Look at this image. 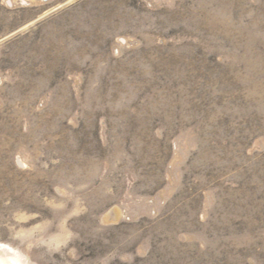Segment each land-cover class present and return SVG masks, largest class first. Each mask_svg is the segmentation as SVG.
I'll list each match as a JSON object with an SVG mask.
<instances>
[{"label":"rangeland","instance_id":"374dc122","mask_svg":"<svg viewBox=\"0 0 264 264\" xmlns=\"http://www.w3.org/2000/svg\"><path fill=\"white\" fill-rule=\"evenodd\" d=\"M0 264H264V0H0Z\"/></svg>","mask_w":264,"mask_h":264},{"label":"bare ground","instance_id":"6f19581e","mask_svg":"<svg viewBox=\"0 0 264 264\" xmlns=\"http://www.w3.org/2000/svg\"><path fill=\"white\" fill-rule=\"evenodd\" d=\"M3 253V252H2ZM19 260V259H18Z\"/></svg>","mask_w":264,"mask_h":264}]
</instances>
